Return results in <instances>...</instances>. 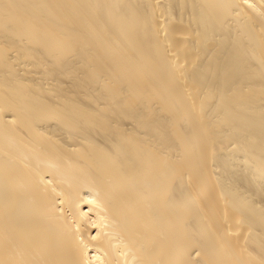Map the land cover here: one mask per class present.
Listing matches in <instances>:
<instances>
[{
  "label": "bare ground",
  "instance_id": "1",
  "mask_svg": "<svg viewBox=\"0 0 264 264\" xmlns=\"http://www.w3.org/2000/svg\"><path fill=\"white\" fill-rule=\"evenodd\" d=\"M0 264H264V0H0Z\"/></svg>",
  "mask_w": 264,
  "mask_h": 264
}]
</instances>
